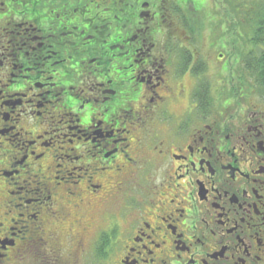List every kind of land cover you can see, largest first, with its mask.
<instances>
[{
    "label": "flooded vegetation",
    "instance_id": "af4514ba",
    "mask_svg": "<svg viewBox=\"0 0 264 264\" xmlns=\"http://www.w3.org/2000/svg\"><path fill=\"white\" fill-rule=\"evenodd\" d=\"M189 4L0 0V264H264V125L210 116Z\"/></svg>",
    "mask_w": 264,
    "mask_h": 264
},
{
    "label": "rangeland",
    "instance_id": "374dc122",
    "mask_svg": "<svg viewBox=\"0 0 264 264\" xmlns=\"http://www.w3.org/2000/svg\"><path fill=\"white\" fill-rule=\"evenodd\" d=\"M194 2V5L198 7L196 12L189 4L184 8L185 18H190L188 20L191 24L197 23V28L203 35L202 44L208 43L212 34L215 33L219 39L223 37V40H227L226 43H223V40L220 41L225 47H220L218 53L227 56L230 53V48L232 49V55L224 58L226 61L230 58L226 66H223L229 71L228 76L226 75V77L224 73V77L218 76L220 63L217 55L214 57L216 63L211 65V75L207 77L215 84L214 87L217 85L216 88H220L217 93L221 94L227 91L228 94L232 88V103L226 108L224 103L220 102L219 96L212 93L210 97L214 102L211 108L212 112L209 111L210 116H232L229 125L236 129L243 127V120L246 118H260L264 125V96L246 92L245 96L241 98L235 92L239 88L238 79L240 78L238 76L241 77L242 70L245 71L242 59L257 50L250 46L248 40H250L254 29L253 14L255 11L264 12V0H194ZM230 73H232V78H230ZM226 79L229 83L225 86L222 80Z\"/></svg>",
    "mask_w": 264,
    "mask_h": 264
},
{
    "label": "trees",
    "instance_id": "16d2710c",
    "mask_svg": "<svg viewBox=\"0 0 264 264\" xmlns=\"http://www.w3.org/2000/svg\"><path fill=\"white\" fill-rule=\"evenodd\" d=\"M188 19H186L185 25L191 31L193 24ZM253 19L254 29L252 30V36L248 40V43L257 50H254L242 59L245 71L242 70L241 77L238 76L240 79H238L239 88L237 90L242 91L244 89L248 93L252 92L264 96V12L255 11Z\"/></svg>",
    "mask_w": 264,
    "mask_h": 264
}]
</instances>
